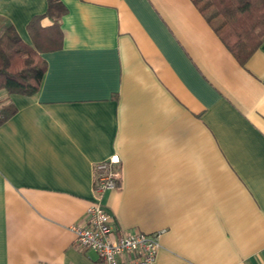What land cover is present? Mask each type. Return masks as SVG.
Here are the masks:
<instances>
[{"label":"crops","instance_id":"obj_1","mask_svg":"<svg viewBox=\"0 0 264 264\" xmlns=\"http://www.w3.org/2000/svg\"><path fill=\"white\" fill-rule=\"evenodd\" d=\"M61 1L40 89L0 90L17 108L0 124V264H102L72 227L114 154L101 201L120 230L159 232L154 264H264V40L242 64L192 0ZM47 9L0 0L29 43Z\"/></svg>","mask_w":264,"mask_h":264},{"label":"trees","instance_id":"obj_2","mask_svg":"<svg viewBox=\"0 0 264 264\" xmlns=\"http://www.w3.org/2000/svg\"><path fill=\"white\" fill-rule=\"evenodd\" d=\"M192 1L240 63L244 64L264 40V0ZM65 11L61 0H48L47 12L34 16L29 23L32 43L0 17V90L31 95L40 89L47 69L43 53L60 46L53 36ZM45 16L53 22L48 31L40 24ZM16 109L14 103L0 104V124Z\"/></svg>","mask_w":264,"mask_h":264},{"label":"built area","instance_id":"obj_3","mask_svg":"<svg viewBox=\"0 0 264 264\" xmlns=\"http://www.w3.org/2000/svg\"><path fill=\"white\" fill-rule=\"evenodd\" d=\"M120 156L114 154L95 166L96 199L87 209V224L74 225L75 243L94 250L102 264H154L159 232L122 231L101 201V195L117 187Z\"/></svg>","mask_w":264,"mask_h":264}]
</instances>
